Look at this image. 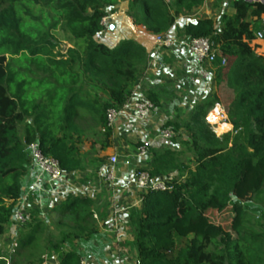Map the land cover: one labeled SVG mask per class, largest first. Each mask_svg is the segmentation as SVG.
I'll use <instances>...</instances> for the list:
<instances>
[{"label": "trees", "instance_id": "trees-1", "mask_svg": "<svg viewBox=\"0 0 264 264\" xmlns=\"http://www.w3.org/2000/svg\"><path fill=\"white\" fill-rule=\"evenodd\" d=\"M118 1L0 0V237L14 223L25 191L30 144L38 143L41 153L58 160L67 174L84 172L76 141L82 134L78 120L87 115L104 131L102 148L112 145L108 109L131 99L139 73L149 63L141 44L123 41L110 47L96 40L106 29L102 21L107 9ZM204 1L129 0L128 15L155 36L168 33L185 16L184 9L190 16ZM233 7V14L222 16L220 29L212 17L184 27L186 38H209L217 50V91L203 108L223 105L232 130L216 136L207 111L201 116L199 107L192 119L197 126L191 130L193 142L187 143L190 164L176 149L145 144L143 169L171 188L143 190L130 212L132 240L127 244L133 245L140 264H264V39L256 36L264 4L235 0ZM59 29L71 43L65 53L55 51ZM88 88L102 91L109 101L101 104ZM177 127L170 129L176 134ZM247 164L257 168L259 179L240 202L237 190ZM175 171L177 177L163 179ZM94 205L87 196L60 203L55 211L71 213L79 229L51 236L45 252H39L38 232L50 218L41 219L40 207L31 208L17 237L18 247L31 257L29 264L53 254L60 264H80L82 254L74 240L80 238L79 245L98 233L81 225L82 212ZM214 217L224 222L218 236L206 225ZM6 259L0 255V264H7Z\"/></svg>", "mask_w": 264, "mask_h": 264}, {"label": "rangeland", "instance_id": "rangeland-1", "mask_svg": "<svg viewBox=\"0 0 264 264\" xmlns=\"http://www.w3.org/2000/svg\"><path fill=\"white\" fill-rule=\"evenodd\" d=\"M211 9L217 19L215 21L216 28L220 29L222 26V17H220V14L222 12L217 6ZM107 10L113 18L111 22L117 26L110 29L109 21L106 29L96 37V40L104 42L110 47H116L123 41H130L133 44L145 46L149 52V63L147 68L139 73L135 84L139 85V88L136 90L133 88L135 93L132 92V97L135 95V97L139 99L151 100L150 96L152 95L157 96L158 100L154 102L151 100L155 104V109L147 121H138L134 119V123L131 127H127L129 125L127 124V126L121 125L119 128L117 122L112 128V145L105 149L102 148L105 142L104 131L97 122L87 115H85V118L78 120L82 129V134L77 138L76 142L79 148V157L83 160L86 170L71 181L80 189L74 196L83 197L86 195L95 202L93 207H87L86 210L82 212L85 219L81 221V225L94 228L97 232L106 229L118 232L122 237L126 235L131 237L132 234L129 227L130 212L140 203V196L143 194V190L136 185V177L139 169L137 165L134 166L133 161L139 160L137 153L134 155L136 157L133 159L127 156L126 153L128 146L133 147L136 151L139 146H141V141L137 137L138 135L134 133H139L138 130H140V133L146 132L148 137L153 140L156 148L176 149L179 151V156L182 158L183 162L190 164L192 153L189 150L188 144L191 145L193 142L194 132L191 130L193 128L197 129L192 119L197 108H203L206 103L213 99L214 92L217 91L216 77L218 74V65L216 63L213 65H205L204 67H207L206 69H209V72H211V76L209 78L201 76V68L196 65L183 43L186 40L184 27L190 23L189 20L182 21L178 18V22L175 25V33L172 35L175 38V46L173 48L159 49L158 54H155L154 52L157 49L155 36L148 33L144 27L133 23V20L128 15V0H119L118 4ZM200 11H202V9ZM225 11H227L226 7ZM183 14L185 17L188 16L185 9L183 10ZM119 16L121 17L120 20H118ZM256 27L257 30L260 29V25H256ZM56 36L60 38V44L55 51L65 53L66 50L71 47L70 41L67 40L65 33L61 29L58 30ZM88 90L92 96L98 98L101 104L109 101L108 97L97 88H88ZM174 99H177L179 104L173 106V110L169 111L168 106ZM204 109L205 108L198 112L201 116ZM209 109L205 110L208 112ZM172 123L178 126L176 134L169 139L162 138L160 131L163 128L172 127L174 125ZM220 124H227L230 127L221 131L219 127ZM220 124L214 125V127L211 126L216 136L222 137L232 130V124L229 122H220ZM115 144L118 145L116 149ZM112 155L118 157V167L124 166L126 160L132 159V161H130L132 180L131 177L128 176V179L123 181L118 180L115 185L109 184L104 180L101 176V170L102 168L108 169L110 157ZM177 176L178 172L175 171L171 172L169 176H164L163 179H173ZM258 179L259 174L257 168L252 164H247L245 166L242 182L237 190V197L240 202L246 201L252 188L257 185ZM34 207L39 208L37 201L31 208ZM28 212L30 215V211ZM67 213L68 212L65 211L59 214L56 211L55 213L52 212L51 216H49L51 219L50 224L45 225V227L38 232L41 239L39 252L48 250L51 236L58 238L62 235V232L76 231L79 229L77 225L75 226L72 223L74 220L73 215ZM217 215H219L218 210L215 216ZM217 220L218 219L214 217L206 222V225L212 226L209 230L216 236L222 234L224 225V222L219 223ZM14 223L18 226L11 232L14 238L6 236L4 240V237H0V255H6L9 264H29V259L31 257L27 256L24 250H21L17 244V237L19 233L23 231V225H18L15 221ZM9 231H11V229L8 230V232ZM193 234L194 231L189 233L190 236ZM164 235H166V231L162 236ZM162 236L160 235V240ZM80 240V238L74 240L75 245L78 244ZM127 248V254L130 258L135 259L136 251L133 245L128 244ZM49 257L50 255L46 256L43 258V261L38 264H44L45 261L50 264L51 259ZM36 262H39L38 258L34 259L31 263L33 264Z\"/></svg>", "mask_w": 264, "mask_h": 264}, {"label": "built area", "instance_id": "built-area-1", "mask_svg": "<svg viewBox=\"0 0 264 264\" xmlns=\"http://www.w3.org/2000/svg\"><path fill=\"white\" fill-rule=\"evenodd\" d=\"M252 4H264V0H249ZM109 23V17L106 16L102 24L107 26ZM261 29L256 32V36L259 39H264V16L260 20ZM175 38L169 34H157L155 35V44L156 50L155 54H158V50L162 48H173L175 46ZM188 53L192 56L194 62L199 66L200 74L204 78H209L211 72L205 65H213L217 58V50L211 40L206 37H197V38H186L183 42ZM226 59H223V64H225ZM155 109V104L149 99H139L131 97L128 101L123 103L118 108H110L107 112L108 126L113 128L114 125L118 122L121 115L126 112L130 115L132 114L138 121H146L153 110ZM208 123L214 127V125L220 124V122H228V116L225 108L220 103H216L214 106L210 107L209 111L205 116ZM162 138H172L175 135L174 130L170 128H163L160 131ZM147 145V144H146ZM30 157L38 164L41 169V173L38 176L37 184L40 186L42 182L41 176L46 174L48 178V187L46 188L45 195L56 197L58 202L65 201L68 197L74 196L80 189L75 185L71 184L66 177V172L63 170L61 164L58 160L53 157L45 156L41 153L38 143H32L29 145ZM137 156L140 162L147 159L148 152L145 144L139 146L137 150ZM129 163V162H127ZM143 164L138 166V174L136 177V185L142 190L154 189V190H167L171 186H168L167 183L162 179H152L149 171L143 169ZM101 176L109 184L115 185L119 180L118 176V157L112 155L110 157V163L108 169L102 168ZM41 198L38 199L37 203L39 206L42 204ZM27 200L22 198L20 203L17 205L14 211V221L18 225H24L28 218V213L26 211ZM15 224V223H14ZM16 225V224H15ZM17 226V225H16ZM80 264H92L89 259L86 257H81ZM136 264H140L138 261Z\"/></svg>", "mask_w": 264, "mask_h": 264}, {"label": "crops", "instance_id": "crops-1", "mask_svg": "<svg viewBox=\"0 0 264 264\" xmlns=\"http://www.w3.org/2000/svg\"><path fill=\"white\" fill-rule=\"evenodd\" d=\"M168 1L174 3L176 0H168ZM234 1L235 0H205L203 4L193 9L194 13L192 15L186 16V17L183 15H180L178 18L182 21L189 20L191 22L199 18L212 17L216 21L217 20L216 16L213 13L211 8H214L215 6L219 7L220 11L222 12L220 14V17H222L225 14L231 15L234 13V7H233ZM225 7L227 8V11H225ZM201 9L202 11H200ZM107 16L109 17V21H110V26H109L110 29L113 27H116L117 25L111 22V20L113 21V18L111 14H109V12ZM120 19L121 17L119 16L118 20ZM177 22H178V19H177ZM168 33L173 35L175 33V27H173ZM137 88H139V85L134 86L135 90ZM134 89H133V92L135 93ZM133 97L135 98V95H133ZM177 104H179V101L177 99H174L168 106L169 111L173 110V106H176ZM134 119L136 118L132 114L130 115L129 113L126 112L125 114L120 116L117 126L119 128L121 125L127 126V124H129L127 127H131L132 124L134 123ZM138 131L139 133L137 132L134 134L138 135L137 137L142 143L147 144L149 146H156L153 140H151L148 137L146 132L140 133V130ZM116 147H118L117 144H115V149ZM126 151H127L126 152L127 156H130L132 159L136 157L134 155H136L137 151L133 149V147L128 146V150ZM132 159L126 160L124 163V166L118 167V176H119L120 181L128 179V176L130 177L132 176L131 167H130V163H131L130 161H132ZM145 162H146L145 160H142L141 162L140 160H134L133 164L134 166L136 165L139 166L140 164L144 165ZM40 173H41L40 167L29 155L27 170H26V177L24 179L25 191L23 193L22 198H25L28 202L25 206L27 213H29L28 211H30L31 207H33V205L36 204V201H38L39 198L43 199L41 206H39L41 209V214L39 215V217L43 219L45 216H48V217L51 216L52 212L55 213L56 212L55 210L59 206L60 202H58V199H56V197L58 196L52 197V196L45 195L46 188L48 187V178H49L46 174H43L41 176L42 178L41 185L39 186L37 184L38 176ZM79 174L81 173H77V172L68 173L66 174V177L71 184L75 185L73 181L71 180ZM131 180H132V177H131ZM48 221L50 223L51 219H48ZM16 228H17L16 225L13 223L8 229V230L11 229V231L8 232L7 230V232L1 237H4V240L6 236L14 238L11 232H13ZM131 240L132 238L129 235L122 237L121 234H119L118 232L104 229L103 231H99L98 233L94 234L89 239L83 242H80L79 245L77 244V247L79 248V251L82 254V257H86L87 259H89L92 264H136L137 262V260H135L136 258L135 259L130 258V256L127 254L128 252L127 242H130ZM49 258L51 259L52 264L53 263L60 264L58 256L56 254L50 255ZM6 260H7V264H9L8 258ZM44 264H49V262L47 263V261H45Z\"/></svg>", "mask_w": 264, "mask_h": 264}, {"label": "bare ground", "instance_id": "bare-ground-1", "mask_svg": "<svg viewBox=\"0 0 264 264\" xmlns=\"http://www.w3.org/2000/svg\"><path fill=\"white\" fill-rule=\"evenodd\" d=\"M219 127H220V130H221V131H222V130L224 131V130H225V128H229L230 126H229V125H227V124H226V125H222V124H220V126H219ZM221 131H220V132H221Z\"/></svg>", "mask_w": 264, "mask_h": 264}, {"label": "water", "instance_id": "water-1", "mask_svg": "<svg viewBox=\"0 0 264 264\" xmlns=\"http://www.w3.org/2000/svg\"><path fill=\"white\" fill-rule=\"evenodd\" d=\"M249 1V0H248Z\"/></svg>", "mask_w": 264, "mask_h": 264}]
</instances>
